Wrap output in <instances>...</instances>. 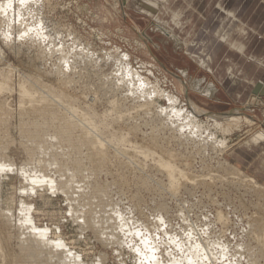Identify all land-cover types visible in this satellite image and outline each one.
Instances as JSON below:
<instances>
[{
    "label": "rangeland",
    "instance_id": "obj_1",
    "mask_svg": "<svg viewBox=\"0 0 264 264\" xmlns=\"http://www.w3.org/2000/svg\"><path fill=\"white\" fill-rule=\"evenodd\" d=\"M143 1L0 0V264H27L24 207L45 241L79 264H264V149L246 150L264 134V93L256 90L264 87V0L165 1L152 15ZM239 22L253 30L244 53L229 48L245 42ZM188 100L204 111L195 129L185 120ZM229 117L241 122L231 126ZM65 124L75 127L61 143L54 136ZM158 157L186 175L175 188ZM50 158L57 166L46 165ZM76 164L73 187L64 188ZM24 166L55 181L32 185L19 173ZM97 191L122 217L114 243L89 222Z\"/></svg>",
    "mask_w": 264,
    "mask_h": 264
},
{
    "label": "bare ground",
    "instance_id": "obj_2",
    "mask_svg": "<svg viewBox=\"0 0 264 264\" xmlns=\"http://www.w3.org/2000/svg\"><path fill=\"white\" fill-rule=\"evenodd\" d=\"M158 2H165V0H144L143 2H142V6H143V10H145L146 12H148L149 14H154V13H159L160 11H159V6H158ZM179 16H178V14L177 15H175V13H173V16H172V18H174V20H176L177 18H178ZM180 23V22H179ZM176 24V23H175ZM176 26H177V24H176ZM179 26V25H178ZM180 27V26H179ZM36 29V28H35ZM240 32H242V34H244V32L242 31V29L241 30H239V33ZM191 34V33H190ZM189 35V34H188ZM194 43V42H193ZM190 46V45H189ZM202 53H203V51H201ZM40 54V53H39ZM71 59V58H70ZM84 64V63H83ZM208 67V69H209V66L206 64V62H205V67ZM86 69V68H85ZM81 70V69H80ZM91 71V70H90ZM86 72H87V70H86ZM230 72V71H229ZM92 73V72H91ZM90 73V74H91ZM39 78V77H38ZM40 79V78H39ZM126 81V80H125ZM124 82V81H123ZM21 83V82H20ZM125 83V82H124ZM126 83L129 85V86H132L133 88L134 87H137V88H140L139 86H136L135 85V80H134V78L132 77V78H129L128 77V80L126 81ZM23 85V84H22ZM126 85V84H125ZM127 85V86H128ZM189 86V85H188ZM103 87V86H102ZM112 87V86H111ZM6 88V86L4 85V84H2V83H0V93L4 90ZM110 88V87H109ZM182 88H184L185 89V83L184 82H182ZM199 88V83L197 84V89ZM7 89V88H6ZM20 91H21V93L24 95V96H27V97H30V98H32L33 96H31V94L24 88V86H21V84H20ZM62 89V88H61ZM60 89V90H61ZM115 90V89H114ZM256 90H258V92H260V94H262V93H264V87H257V89ZM182 91H184L183 89H182ZM39 92V91H38ZM42 93V92H41ZM48 93V92H47ZM51 93V92H50ZM116 93V92H115ZM208 95L207 96H209L210 95V93H209V91H208V93H207ZM51 95V94H50ZM136 95V98L138 97V96H141L142 94H141V92H135L134 93V96ZM24 96H22V97H24ZM34 96H35V94H34ZM38 96V95H37ZM143 96V95H142ZM51 97V96H50ZM41 98V97H40ZM42 98H45V96L44 97H42ZM139 98V97H138ZM189 98V97H188ZM50 99V98H49ZM168 99V102L170 103V106H173L174 104H175V99L176 98H170V97H168L167 98ZM50 101V100H49ZM177 101V100H176ZM53 102V101H52ZM109 103V102H108ZM110 104V103H109ZM150 104V103H149ZM6 105V104H5ZM188 105H189V108H190V111L189 112H187V114H186V119L185 120H187L186 121V124H187V126H193V128L195 129V128H197V127H194V124H195V122L196 121H198V118H199V116L200 115H203V113H204V111L201 109V108H199L197 105H195L194 103H192L191 101H189L188 100ZM70 106V105H69ZM56 107V106H55ZM72 107V106H71ZM46 108V107H45ZM69 108V107H68ZM143 108V107H142ZM153 108V107H152ZM1 109V108H0ZM57 109V108H56ZM140 109V108H139ZM24 110V109H23ZM143 110V109H142ZM162 110V109H161ZM21 111V110H20ZM46 111V110H45ZM149 111V110H148ZM151 111V110H150ZM163 111V110H162ZM184 111V110H183ZM77 112V111H76ZM142 112V111H141ZM144 112V111H143ZM71 113V112H70ZM136 113H138V112H136ZM160 114H161V112H159ZM158 113V114H159ZM173 113H175V115H177V113L179 114V112H177V111H175V112H173ZM52 114V113H51ZM82 113H80V115H81ZM53 115V114H52ZM75 115V114H74ZM180 115V114H179ZM182 115V114H181ZM76 116V115H75ZM184 115H182V117H183ZM54 117V116H53ZM56 117V116H55ZM70 117H72V116H70ZM81 117V116H80ZM179 118H180V116H178ZM208 117H209V115H208ZM210 118H213V117H211L210 116ZM215 118V117H214ZM66 119V118H65ZM86 119V118H85ZM84 119V120H85ZM177 119V118H176ZM27 120V119H26ZM78 120V119H77ZM81 120V119H80ZM232 120L233 121H235V122H232ZM76 121V120H75ZM82 121H83V119H82ZM78 122V121H77ZM90 122V121H89ZM184 122V121H183ZM226 123H228L229 125H237V123H239V122H241V119H239V117H229V118H227V120L225 121ZM218 123V122H217ZM27 124V123H26ZM58 124V123H57ZM62 124V123H61ZM82 124H84V122L82 123ZM82 124L80 125V126H82ZM86 124V123H85ZM84 124V125H85ZM91 125H92V123H90ZM89 124V125H90ZM214 124H216V120H214ZM45 125V124H44ZM66 125V124H65ZM73 125V124H72ZM71 124L69 125L68 124V126L66 125V126H63V127H61L62 129H60L61 131L58 133L57 132V134H55V136H54V139L55 140H61L60 142L62 143V141L63 140H65L66 141V137L67 136H69L70 135V133H71V129H72V127L74 126L75 127V125H73L72 126ZM91 125L90 126H87V127H90L89 129L91 130ZM37 126V125H36ZM46 126V125H45ZM183 126V125H182ZM217 126H218V124H217ZM26 127V126H25ZM33 127V126H32ZM77 127V126H76ZM93 127H94V125H93ZM86 128V127H85ZM38 129V128H37ZM87 129V128H86ZM232 129V128H231ZM84 130V129H83ZM88 130V129H87ZM35 131V130H34ZM93 133L95 132L94 131V128H93ZM40 132H41V130H40ZM39 132V133H40ZM2 133V132H1ZM39 133H38V131H37V135H36V146H37V149L39 150V151H43V145L41 144V142H42V140H40V136H39ZM87 133H89L88 131H87ZM91 133V132H90ZM93 133L92 134H90L91 136L93 135ZM99 133V132H98ZM3 134V133H2ZM42 134V133H41ZM129 134V133H128ZM28 135V134H27ZM97 135V134H96ZM89 136V135H88ZM93 136H95V135H93ZM45 137V136H44ZM99 137V136H98ZM98 137H96L95 136V138L94 137H91V138H93V142H92V148L93 149H100V148H102V142H100V140L99 139H96V138H98ZM101 137V136H100ZM68 138V137H67ZM117 138V137H116ZM120 138V137H119ZM33 139V138H32ZM79 139V138H78ZM86 140H88V138H87V136H86ZM91 140V139H90ZM110 140V139H109ZM34 142H35V140H34ZM66 142H68V141H66ZM85 142V144H86V142L89 144V145H91V141H84ZM111 142V141H110ZM115 142V141H114ZM122 142V141H121ZM33 143V142H32ZM57 143V142H56ZM64 143V142H63ZM82 144H84V143H82ZM118 145V144H117ZM104 146V145H103ZM154 146V145H153ZM255 146H260V147H262L263 149H264V134H262V133H257V134H255L254 136H252V138L250 139V142H248V144L246 145V150L248 149V150H250V149H252V148H255ZM86 147V146H85ZM91 147V146H90ZM90 147H88V148H90ZM36 148V147H35ZM87 148V147H86ZM116 148V147H115ZM91 149V148H90ZM92 149V150H93ZM45 150V149H44ZM67 150V149H66ZM101 150V149H100ZM165 150V149H164ZM38 151V152H39ZM117 151V150H116ZM136 151V150H135ZM40 152V153H41ZM46 152V150L45 151H43V153H45ZM98 152H100V151H98ZM102 152V151H101ZM137 152V151H136ZM94 153V152H93ZM103 153V152H102ZM102 153H101V155H102ZM137 153H139V152H137ZM164 153V152H163ZM168 153V152H167ZM90 154V153H89ZM98 154H100V153H98ZM97 154V155H98ZM148 154V153H147ZM45 155H47V154H45ZM94 155V154H93ZM138 155V154H137ZM144 155H145V153H144ZM152 155V154H151ZM150 155V156H151ZM41 156H42V153H41ZM49 156V155H48ZM154 156V155H153ZM153 156H151L152 158H153ZM50 157V156H49ZM97 157V156H96ZM146 157V156H145ZM150 157V158H151ZM98 158V157H97ZM100 159H101V157H99ZM103 158V157H102ZM134 158V157H133ZM142 158H144V157H142ZM33 159V158H32ZM99 159V160H100ZM145 159V158H144ZM154 159H155V157H154ZM154 159H152L153 161H154ZM173 159V158H172ZM40 160V159H39ZM50 160H52V161H50ZM55 159H49V163L47 162V166H54L53 164H55L54 161ZM103 160H106L105 159V157L103 158ZM188 161V160H187ZM96 162V161H95ZM172 160L170 161H165V160H162V159H160L159 157L157 158V160H155V163H157L156 165L158 166V167H160L162 170H163V172L165 173V175H166V177H167V179L169 180V184H170V187H172V189H173V187L175 188L176 187V184H177V179H178V177L176 178V176H179V178L180 177H184V176H186L181 170H179V169H177L175 166H173L172 165ZM76 163V162H75ZM45 165V164H44ZM3 165V163L2 164H0V170H3V168L6 166H4ZM55 166H57L56 164H55ZM76 168L74 169V170H77V171H74L73 170V173L71 172V174H70V172H69V176H67L65 179H63V177L65 176V175H63V176H60V178H61V180H62V183L65 185L64 186V188L65 187H67L68 186V184H70L71 186H72V184L74 183V179H75V177H76V173L79 171V165L78 164H76ZM81 166V165H80ZM26 166H24V168H25ZM28 168H23V170H21V171H19V173L20 174H23L24 175V177L27 179V181L28 182H31L32 183V185L34 184H39V183H43V182H46L47 184H48V186H50L49 185V183H50V181H55L54 180V178H52V180L50 179L49 180V178H47V177H49V175L48 176H46L47 174H45L46 172L44 171V170H42V168H41V170L39 171L38 169H37V171L35 170V168H37V167H32L35 171H30L29 170V166H27ZM99 167V166H98ZM153 167V166H152ZM48 168V167H47ZM53 168V167H52ZM227 168V167H226ZM22 169V168H21ZM40 169V168H39ZM44 169V168H43ZM49 169V168H48ZM55 169H56V167H55ZM55 169H53V171L55 170ZM59 169V168H58ZM58 169H56V170H58ZM85 169V168H84ZM52 170V169H51ZM60 170V169H59ZM58 170V171H59ZM64 170V169H63ZM222 170V169H221ZM234 170V169H233ZM58 171H56V172H58ZM67 171H69V170H67ZM66 171V172H67ZM207 171V170H206ZM223 171V170H222ZM232 171V170H231ZM235 171H237V170H234L233 172H230V174L231 173H234ZM1 172V171H0ZM22 172V173H21ZM45 172V173H44ZM65 172V173H66ZM161 172V171H160ZM59 173H61L60 171L58 172V174ZM68 173V172H67ZM162 173V172H161ZM208 173H209V171H208ZM227 173H229V172H227ZM238 172H236V174H237ZM68 175V174H67ZM232 175V174H231ZM234 175V174H233ZM238 176H239V174H238ZM207 177V176H206ZM230 177V176H229ZM58 178V177H57ZM56 178V179H57ZM185 178V177H184ZM205 178V177H204ZM226 178V177H225ZM228 178V177H227ZM242 179H244L243 180V182H245L246 184H250L251 186H255V187H257L258 186V183H256V181H255V179L254 178H252V177H246V176H244V177H241ZM221 179V178H220ZM238 179V178H237ZM48 180H49V183H48ZM87 180V179H86ZM180 180H182V179H180ZM192 180V179H191ZM200 180V179H199ZM225 180V179H224ZM227 180V179H226ZM241 180V179H240ZM239 180V181H240ZM193 181V180H192ZM237 181V180H236ZM182 182V181H181ZM195 182V181H194ZM211 182V181H210ZM221 182V181H220ZM223 182V181H222ZM56 183V182H55ZM83 183V182H82ZM179 183V182H178ZM193 183V182H192ZM242 183V182H241ZM52 184V183H51ZM168 184V185H169ZM182 184V183H181ZM200 184V183H199ZM228 184V183H227ZM237 184V183H236ZM240 184V183H239ZM53 185V184H52ZM59 185V184H58ZM61 185V184H60ZM75 185V184H74ZM82 185V184H81ZM87 185V184H86ZM63 185H61V187H62ZM53 187H54V185H53ZM53 187H52V189H53ZM59 186H57V188H58ZM73 187V186H72ZM55 188H56V186H55ZM71 188V187H70ZM241 188V187H240ZM169 189V188H168ZM260 189H262V188H260ZM171 190V189H170ZM81 192V191H80ZM173 192V191H172ZM103 193H104V191H103ZM101 191H97V192H93L92 194H93V199H95V200H97V204H96V206H94V209H92L91 208V206L92 205H89V203H87V205H89V208H90V212L92 213V222L93 223H91V219H89V222H90V224L94 227V228H96V230H98L99 232H100V234H102V237L103 238H105V239H107V241L108 240H110V241H112L113 242V239H115L114 238V232H116L114 229V226H115V224H114V220H115V218L119 215V214H117V213H115V211H114V209H112V205H109L108 203L109 202H107V200H106V198L107 197H105L106 195H104ZM177 193V192H176ZM83 194V193H82ZM76 195V194H75ZM75 195H73V196H75ZM77 196H78V194L75 196V198L77 199ZM73 199V201L74 200H76V199ZM71 199V200H72ZM93 199H92V201H93ZM75 202V201H74ZM78 202V201H77ZM88 207V206H87ZM79 208V207H78ZM262 211H263V209H262ZM37 212V211H36ZM220 212V211H219ZM30 214V210H28V208L27 207H24V208H22L21 209V215H20V218H19V228L20 229H22L23 230V233H22V239H21V245H19V247H22V248H20V250L21 249H23L24 250V253H23V255H24V259L23 260H25V261H23V262H25V263H27V264H79L78 262H77V259L73 256V255H71L70 253H68V252H66L64 249H63V246H62V244H60L59 242H48L47 240L45 241V231L44 230H38L37 228H34L33 226H32V222H30V220L31 219H29L30 218V216H28L29 214ZM117 214V215H115V214ZM6 215V214H5ZM164 215V214H163ZM222 215V214H221ZM91 216V215H90ZM121 216V215H120ZM119 216V217H120ZM6 217V216H5ZM4 217V218H5ZM8 217V216H7ZM118 218V217H117ZM116 218V219H117ZM122 217H120V218H118V219H121ZM5 219H7V221H8V218H5ZM10 219V218H9ZM71 219V218H70ZM118 219H117V221H118ZM123 220V219H122ZM120 221V222H123V221ZM125 220V219H124ZM116 220H115V222H117ZM4 222V221H3ZM6 222V221H5ZM4 222V223H5ZM125 222V225H126V220L124 221ZM222 222V221H221ZM230 223V222H229ZM114 224V225H113ZM119 225V224H118ZM123 225H124V223H123ZM1 226V225H0ZM127 226V225H126ZM249 226V225H248ZM82 228V227H81ZM88 229V228H87ZM95 231V230H94ZM20 234H21V232H20ZM116 235V234H115ZM215 235V234H214ZM4 236V235H3ZM5 237V236H4ZM3 237V238H4ZM200 237V236H199ZM1 238V237H0ZM2 238V239H3ZM117 238V237H116ZM257 238V237H256ZM118 239H119V237H118ZM20 240V239H19ZM104 240V239H103ZM117 240V239H116ZM190 240V239H189ZM106 240H104V242H105ZM106 241V242H107ZM120 241V240H119ZM119 241H117V243L119 242ZM3 243H5V244H8V243H6V242H3ZM114 243V242H113ZM145 243V242H144ZM153 243V242H152ZM4 244V245H5ZM154 244V243H153ZM195 244V243H194ZM149 246V245H148ZM202 246V245H201ZM157 247V246H156ZM253 248V247H252ZM7 249H8V247H7ZM136 249V248H135ZM149 249H151V248H149ZM202 249H206L205 247H202ZM208 249V248H207ZM206 249V250H207ZM2 250V249H1ZM137 250V249H136ZM193 250V249H192ZM6 251V250H5ZM150 251V250H149ZM199 251V250H198ZM14 252V251H13ZM20 252V251H19ZM22 252V251H21ZM5 253V252H4ZM204 253V252H203ZM208 253V252H207ZM9 254H10V252H9ZM11 254H13V253H11ZM209 254V253H208ZM252 254V253H251ZM2 255V254H1ZM5 255V254H4ZM6 255H8L7 253H6ZM10 256V255H9ZM11 256H13V255H11ZM209 256H210V254L207 256L208 258L207 259H209ZM8 257V256H7ZM23 257V256H22ZM14 258V257H13ZM263 258V257H262ZM10 259V258H9ZM52 259H53V261H52ZM264 259V258H263ZM17 260V259H16ZM3 261H5L4 259H3ZM22 261V260H21ZM106 261V260H105ZM9 262V264H15V263H12V259H11V263H10V261H8ZM91 263V262H90ZM198 263V262H197ZM82 264V263H81ZM174 264V263H173ZM176 264V263H175Z\"/></svg>",
    "mask_w": 264,
    "mask_h": 264
},
{
    "label": "crops",
    "instance_id": "obj_3",
    "mask_svg": "<svg viewBox=\"0 0 264 264\" xmlns=\"http://www.w3.org/2000/svg\"><path fill=\"white\" fill-rule=\"evenodd\" d=\"M166 2H171V1H173V0H165ZM186 2L188 1V0H185ZM185 4H187V3H185ZM187 8L189 9L188 11L190 12V10L191 9H193V7H192V5H188L187 6ZM221 10H223V9H221ZM187 11V12H188ZM224 11V10H223ZM232 13H230V12H227V16H232L231 15ZM175 15H177V14H175ZM234 16V15H233ZM173 19V21H175L174 20V18H172ZM198 19H199V22L200 21H202L201 19H202V15H198ZM232 19L234 20L235 19V17H232ZM234 27V26H233ZM242 29V31L244 32V34H242V32H240L239 33V30H241ZM193 30H194V27L192 28V30H191V32H193ZM252 29H251V27L249 26V23L248 22H239V24L238 23H236V27H235V31L237 32V33H239L240 35H241V39H244V44L242 43L241 45H239L238 47H236L235 45H232V44H230L229 45V48L231 49V50H237V51H239L240 53H244V48H245V46L244 45H246V44H248L247 42L250 40V37H251V34L253 33L252 31H251ZM223 42V40H221L219 43H222ZM205 48L207 49V47H205L204 46V49L202 50L203 51V53H204V50H205ZM209 57V56H208ZM207 57V60H208V62L209 61H211L210 59H211V57H209L208 58ZM251 58H253V55H251ZM227 61V60H226ZM208 62H206V64L208 63ZM261 62H263V61H261ZM203 63H204V61H203ZM264 63V62H263ZM205 64V63H204ZM232 64V63H231ZM230 66V65H229ZM227 71V70H226ZM264 86V85H263Z\"/></svg>",
    "mask_w": 264,
    "mask_h": 264
}]
</instances>
